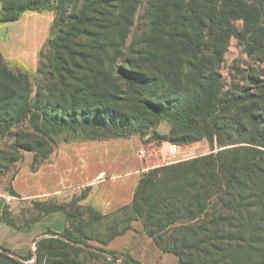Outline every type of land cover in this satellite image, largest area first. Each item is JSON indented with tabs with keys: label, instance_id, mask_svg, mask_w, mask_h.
I'll use <instances>...</instances> for the list:
<instances>
[{
	"label": "trees",
	"instance_id": "trees-1",
	"mask_svg": "<svg viewBox=\"0 0 264 264\" xmlns=\"http://www.w3.org/2000/svg\"><path fill=\"white\" fill-rule=\"evenodd\" d=\"M141 2L83 0L66 14L49 0H32L11 15L2 4L1 21L27 10L57 13L42 47L50 49L49 67L38 66L44 77L33 97L29 74L11 69L0 52V132L27 122L32 132L15 136L21 148L34 152V163L52 152L38 159L43 143L34 133L52 141L43 125L100 128L109 137L145 134L167 119L165 140L187 145L206 139L210 147L148 169L131 204L111 214L73 200L49 205L42 215L60 212L65 227L45 234L82 243L85 226L122 215L106 226L103 244L140 220L164 252L177 256V264H264V80L252 78L256 87L224 92L218 71L230 36L247 44L250 57L264 48V0H151L149 25L122 67L117 61ZM82 34L92 40L77 41ZM6 211L5 223L16 227ZM81 251L95 253L62 238H43L33 264H81ZM0 264L28 263L0 252Z\"/></svg>",
	"mask_w": 264,
	"mask_h": 264
},
{
	"label": "rangeland",
	"instance_id": "rangeland-1",
	"mask_svg": "<svg viewBox=\"0 0 264 264\" xmlns=\"http://www.w3.org/2000/svg\"><path fill=\"white\" fill-rule=\"evenodd\" d=\"M31 1L32 0H1L0 4L5 5V7L7 8V14L11 15ZM35 1L39 2V0ZM150 1L151 0H142L141 4L138 6L134 24L132 25L131 31L128 34L126 44L123 47L122 55L117 61L118 64L122 67L126 66L125 63H123L125 56H135L132 52L137 50L136 44L137 42L142 40V32L145 31L147 29V26L149 25L147 9L149 8ZM48 4H53L56 10L57 6H59L66 11V14H73L82 6L83 0H49ZM47 12L52 17V20L57 15L54 10H47ZM234 24L239 30L242 28V20H235ZM88 30H90L91 32H96L98 29L89 28ZM76 40L80 42H89L92 39L91 37L82 34L77 36ZM73 48L78 49V47ZM49 59L50 49L41 48L39 54L37 55V68L39 65L43 66L44 68H48ZM7 64L13 70L25 71L20 65L11 66L8 62ZM218 71L224 83V92L233 90V88L235 87L241 89L248 87L254 88L256 87L255 85H257V83H253L251 80L252 78L264 80V48L262 49V51L256 52L253 57H250L247 53V44L244 43V41H241L236 36H230L226 40L224 52L222 54V59L219 63ZM43 77V75H39L38 73L35 76L30 77L33 84L32 97L35 95L38 85H40V82ZM42 127L43 129H45V132L51 136L52 141L48 140L45 137L44 133H34V136H36L34 140L37 142L42 141L43 143V148L37 153L38 159H43V156L47 153V151L51 150L52 152L47 156L50 157L51 154L54 153V151L57 150L58 147L68 143L81 141L82 139H85L87 137H105V135L102 133L103 130H101L100 128L89 127L85 131H73L70 128L60 126L43 125ZM170 129V121H168L167 119H162L157 126L147 130L145 134L136 133L141 136L145 143L142 148L154 149V151L149 156H147L146 158H142L143 161L153 160L155 164H159L157 166H160L164 164L175 163L181 160H186L198 155L208 153L210 151V147L207 140L202 139L200 141L187 144V146L181 148L175 147L174 150L170 152L168 149V141L164 139V136H167L170 133ZM21 130L32 132V129L30 128L27 122L21 123L20 125H18V127H14L11 130V133L5 134L0 132V193L5 194V199L8 195L12 196L9 198L8 201H6V216L10 220H12L14 224L17 225H21L24 222L28 223L36 220L42 215L45 208H47L51 204H55L53 200L44 201L42 203L38 202L37 199L34 198L21 200L18 199L19 196L17 194L14 195L11 192L12 180L15 177L17 171L21 167H23L24 162H26L25 155L32 157L29 163L30 169H33L35 165L33 161L34 152L25 150L18 145V140L15 136V133ZM81 194H84V192H82ZM79 198V196L73 195L71 196V199H69V202L73 200L77 201L76 204H78ZM63 203L67 202L61 201L60 203L56 204ZM54 213L60 214V212ZM121 216L112 215L106 218L105 220L96 221L85 226L83 231L86 235V238L82 239V243L71 239H65L63 237H60L59 235L51 233H46L38 236L33 240L24 242V246L26 244L25 248L30 247L24 252L26 257L31 256L30 259L10 253L1 247L0 252L17 259H23V261L28 264H33L37 257L35 252L37 242L43 238L54 237L62 238L65 241L69 242L71 245L78 246L80 248H84L86 250L100 254L97 255L95 253L81 251L78 255L79 257L76 258L81 264H177V256L172 253L164 252L155 243L154 238L148 235L144 227L143 229H141V226L139 225V229L133 227V223L135 221L140 220L130 222L131 228L129 230H132L134 233L132 241L127 243L120 241L119 246L121 247V249L119 250L107 249L106 246L110 241L107 244L102 243V240H104L108 235L106 226L110 224L112 220L120 218ZM39 224L42 226L48 225V227H50L52 230H62L64 227L63 222L55 218L42 219L41 223ZM119 228H121V225ZM23 232L24 233H20L19 235L22 238L25 237L26 230ZM76 239L78 241H81L80 237H76ZM1 245L5 246V244ZM103 253L115 256L116 261L110 260Z\"/></svg>",
	"mask_w": 264,
	"mask_h": 264
},
{
	"label": "crops",
	"instance_id": "crops-1",
	"mask_svg": "<svg viewBox=\"0 0 264 264\" xmlns=\"http://www.w3.org/2000/svg\"><path fill=\"white\" fill-rule=\"evenodd\" d=\"M1 13L0 4V16ZM51 24L52 17L47 11H24L16 20H0V52L4 60L11 66H22L30 77L35 76L37 55L49 36ZM143 145V139L136 133L87 137L58 147L50 157L35 163L33 169L29 167L32 157L25 155L26 162L13 178L12 189L19 196L18 199L34 198L38 202L53 200L55 204L61 201L68 203L71 196H79L78 204L88 205L102 215L111 214L131 204L141 175L159 165L153 160L143 161L138 155ZM184 146L187 145H175L179 148ZM10 197L8 195L6 198ZM6 201L5 194L0 193V247L10 253L24 257V252L30 248H25L24 242L48 230L56 233L63 230L40 225L42 219H59L65 227L61 213L41 215L35 221L9 226L3 219ZM138 225L143 229L142 222L133 223L135 228ZM25 230V237L22 238L19 235ZM133 237V231L127 230L111 240L106 248L119 250L120 241L127 243Z\"/></svg>",
	"mask_w": 264,
	"mask_h": 264
},
{
	"label": "built area",
	"instance_id": "built-area-1",
	"mask_svg": "<svg viewBox=\"0 0 264 264\" xmlns=\"http://www.w3.org/2000/svg\"><path fill=\"white\" fill-rule=\"evenodd\" d=\"M175 148V144L171 143L168 141V149L170 152H172ZM151 149V150H150ZM154 151L153 148H141L138 152V154L142 157V158H146L147 156H149L152 152ZM6 200L8 201L9 198H6Z\"/></svg>",
	"mask_w": 264,
	"mask_h": 264
},
{
	"label": "water",
	"instance_id": "water-1",
	"mask_svg": "<svg viewBox=\"0 0 264 264\" xmlns=\"http://www.w3.org/2000/svg\"><path fill=\"white\" fill-rule=\"evenodd\" d=\"M35 243V242H34ZM32 250H34V249H32ZM107 258H109L110 260H112V261H116V258H115V256H113V255H111V254H106V253H103ZM21 260H23V259H21Z\"/></svg>",
	"mask_w": 264,
	"mask_h": 264
}]
</instances>
